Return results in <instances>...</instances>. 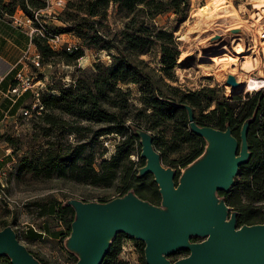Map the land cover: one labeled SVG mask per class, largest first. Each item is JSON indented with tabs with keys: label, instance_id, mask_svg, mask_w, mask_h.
<instances>
[{
	"label": "trees",
	"instance_id": "obj_1",
	"mask_svg": "<svg viewBox=\"0 0 264 264\" xmlns=\"http://www.w3.org/2000/svg\"><path fill=\"white\" fill-rule=\"evenodd\" d=\"M67 3L66 9L57 17L67 25V28L59 32H72L82 40L83 46L106 51L111 56L113 64L105 67L96 63L93 70L78 69L72 83L49 86L45 93L40 94V103L44 109L37 118L43 123L41 130L42 137L46 139V147L42 154L29 163L32 166L30 168L45 178H51L53 175L67 177L69 172L77 171V178H80L81 174H84L86 178L91 176L93 183L101 180L111 181L116 178L125 181L134 167L130 160L131 150L128 145L132 138H137L133 130L135 128L145 130L130 123L131 120L127 116L131 97L128 91L121 88V85L133 83L139 85L141 90L139 99L144 105L138 116L148 120L152 128L158 127L161 122L177 119L178 125L172 132L173 139L177 140L183 136V142L191 143L185 167L200 157L205 150V144L202 148H198V144L193 140L200 136L190 132L186 110L176 104L191 106L193 114L195 109H200L198 116L194 115L198 126L222 131L229 127L238 141L241 125L245 120L252 118L247 130L250 157L248 162L238 168L237 175L240 176V181L233 183L234 186L230 187L229 193L218 192L217 194L224 200L226 206L232 207V210L236 212L235 221L238 227L246 224H261L262 219L259 223L246 213L256 207L252 206L253 204H261L262 210L264 209V90H257V93L246 98L241 112L242 118L239 121L235 115V108L229 100L216 99L215 96H207L204 99L205 93L212 92L213 88L183 94L179 98L165 96L159 88L153 86L151 76L142 66L144 60L139 59L140 55H146L152 48L157 47L164 70L170 71L174 67L179 55L173 40L174 35L157 27L154 20L168 12L183 17L188 0H75ZM110 6L120 12L123 11L126 19L122 31L114 34H108L94 27V24H101L106 20ZM17 7L27 17L32 18L33 11L47 7V0H9L8 2L0 0V12L3 11L11 16ZM32 43L40 54V63L43 66L52 64L56 59H59L58 63L75 65L84 55L80 47L72 53L66 50L56 52L38 37H33ZM239 98L240 96L233 97L235 100ZM214 99L217 103L216 107L209 113L203 114L202 109ZM148 110H150L149 113ZM110 134H116L125 139L116 145V153L108 160L105 159L96 164L97 158L103 156L107 150L102 147L99 153L94 154L89 151V148L95 142L101 145L100 137ZM58 135L73 137L76 143L68 144L66 149H59L54 142L55 136ZM202 141H204L203 138ZM172 148L173 146H170L167 149ZM120 162L126 164L124 169H121ZM140 167L134 172V179L139 181L148 176L138 178ZM129 191L154 206L160 204L161 196L158 193V186L150 195H140L128 188L120 195L124 196ZM68 211L72 214L66 238L71 231L70 223L75 213L69 205H62L56 210V216L59 219ZM4 227L6 225L2 226V229ZM119 235L121 234L113 238L102 264H126L117 258L120 249ZM28 251L41 264H47L30 250Z\"/></svg>",
	"mask_w": 264,
	"mask_h": 264
},
{
	"label": "rangeland",
	"instance_id": "obj_2",
	"mask_svg": "<svg viewBox=\"0 0 264 264\" xmlns=\"http://www.w3.org/2000/svg\"><path fill=\"white\" fill-rule=\"evenodd\" d=\"M64 1L66 3L64 7L52 5L49 9L47 7L41 9L48 11V14L47 17H41L40 19L45 21L49 31L60 35L62 47L68 44L80 47L83 49L84 55L78 59L75 65L58 63L59 59L54 60L52 64L45 65L44 69L38 73V78L44 83V93L49 86L72 83L78 69L93 70L96 63H100L105 67L113 64L111 56L106 51L83 46L82 40L72 32H59L67 28V25L57 17L66 9L67 2L75 0ZM223 1L224 5L232 6L238 14L240 37L231 36L232 29H228L223 36H215L210 41H206L207 45L202 47L200 53L197 50H191L190 44L192 42L203 43L202 41L208 36H206L207 32L200 28L203 17L207 16L204 14L202 7L208 3V0H188L186 13L183 17L168 12L156 17L154 20L157 27L172 32L174 35L173 40L179 51L178 60L174 67L170 71L164 70L157 47L152 48L146 55H140L139 59L144 60L142 66L151 76L153 86L159 88L165 96L179 98L183 94L213 88L212 92L205 93L204 99L207 96H215L216 99L229 100L235 108L236 117L241 121V112L246 98L257 93V91H248L242 87L243 89L237 94L226 93L225 80L227 77L218 75V71L225 65L223 66L222 62H214L211 57H220L224 53L223 55L228 54L236 58L237 63H241L245 58H254L255 56L261 61V66L249 73L238 70V75L242 79L248 75L264 78V68H262L264 61V26L261 21L257 20V10L253 8L254 0ZM124 14L123 11L120 12L110 6L106 20L102 21L101 24H94V27L100 28L108 34L118 33L122 31L123 24L126 21ZM260 32H263L262 36ZM236 43H241L245 51L235 52L234 45ZM121 88L130 93V107L127 109L130 123L142 127L153 136V147L160 154V163L166 168L171 167L175 171V178L177 179L188 161L187 152L191 144L183 142V136L177 138V140L173 139L172 132L178 125L177 119L161 122L158 127L152 128V124L148 120L140 115L138 116L139 111L144 108L139 99L141 95L139 85L133 83L123 84ZM261 89L264 90V87L257 90ZM43 91L40 92L39 90V93L41 94ZM234 96H240V98L235 100L233 99ZM216 105L214 99L202 109V113H209ZM200 111V109H195L194 115L197 117ZM30 112V116H20L15 122L6 123L1 130L2 150H8L11 160L4 167V170L0 171V229L4 225L12 227L17 240L47 264H74L78 259V255L66 248V235L72 212L68 211L59 219L56 216V210L59 207L65 205L68 199L93 203L108 202L112 198L121 196L122 191L127 188L140 195H150L157 185L154 184L150 175L145 176L140 181L134 179V172L144 163V159L140 157L141 149L138 138H132L128 144L129 150H131L130 160L133 162L134 167L125 181L116 178L111 181L101 180L93 183L91 176L86 178L84 174H81L80 178H77V171H74V173L69 172L67 177L53 175L51 178H45L34 172L29 163L43 153L42 151L46 147V139L42 137L41 127L43 123L37 118L36 113ZM149 112L150 110H148ZM55 137V146L59 149H66L68 144L74 145L76 143L75 139L70 136L58 135ZM124 139L116 134L103 135L99 139L101 145L96 142L92 144L89 151L94 152V154L99 153L102 147L107 150L103 156L97 158L96 164L102 160H108L111 155L116 153V145ZM193 141L198 144V148H202L204 144L206 145L201 137ZM170 146H173V148L167 149ZM119 165H121V169L126 167L124 162H120ZM235 176L234 184L240 181V176L237 174ZM252 206L256 207L248 210L246 214L251 215L260 223L262 205L253 204ZM230 209L232 210V207ZM118 239L120 240L117 257L119 261L126 264H145L142 251L144 242L125 235H119ZM192 240L201 241L199 238H192ZM187 255L177 252L167 256V259L173 262ZM0 264H10V261L1 257Z\"/></svg>",
	"mask_w": 264,
	"mask_h": 264
},
{
	"label": "water",
	"instance_id": "obj_3",
	"mask_svg": "<svg viewBox=\"0 0 264 264\" xmlns=\"http://www.w3.org/2000/svg\"><path fill=\"white\" fill-rule=\"evenodd\" d=\"M232 29V33L238 32ZM225 84L238 88L232 74ZM185 108L190 132L206 142L199 158L175 178V171L160 163L153 149L152 135L135 128L144 165L138 178L151 175L160 193V205H152L132 192L108 202L68 199L74 219L66 238V248L78 255L75 264H102L117 234L144 242L145 264H264V209L261 224L237 226L236 212L217 193H229L238 168L250 157L247 119L239 130V141L230 128L198 126L193 109ZM199 238L201 241H191ZM188 252L170 262L167 256ZM10 264H41L21 244L12 227L0 230V258Z\"/></svg>",
	"mask_w": 264,
	"mask_h": 264
},
{
	"label": "crops",
	"instance_id": "obj_4",
	"mask_svg": "<svg viewBox=\"0 0 264 264\" xmlns=\"http://www.w3.org/2000/svg\"><path fill=\"white\" fill-rule=\"evenodd\" d=\"M8 1L5 0V2ZM13 14L16 17L26 16L19 7ZM9 16L3 11L0 12V136L2 127L6 123L15 122L20 116H23L24 110H30L36 104L33 93L35 88L22 92L19 96L9 94V89L16 81V76L21 73L24 77L30 78L33 83L38 80L36 86L40 92L44 87L43 81L38 78V73L44 69V66L37 68L30 64L29 59L22 58L27 47H30L31 54L37 49L34 44L29 46L32 43L29 35L24 28L16 27ZM1 144L2 139L0 138V171L4 170L11 160L8 150H2Z\"/></svg>",
	"mask_w": 264,
	"mask_h": 264
},
{
	"label": "bare ground",
	"instance_id": "obj_5",
	"mask_svg": "<svg viewBox=\"0 0 264 264\" xmlns=\"http://www.w3.org/2000/svg\"><path fill=\"white\" fill-rule=\"evenodd\" d=\"M254 1L255 2L253 4V8L257 10L256 12L257 20L261 21L262 25L264 26V0L261 1L254 0ZM202 9L204 10V14H206L207 16L203 17L204 19L203 21H201L200 28L205 30L207 32L206 36L207 35L208 36L202 41L203 43H199L196 41L190 44V49L194 51L197 50L199 53L201 52L202 47L207 45L206 41H210L212 37L215 36L221 37L225 34V31L228 29H240L238 14L235 12L232 6L224 5L223 0H208V3L205 6H203ZM240 34L241 31L240 32L238 31L236 33H232L231 36L240 37ZM262 34L263 32H260L261 36ZM202 35L203 34L201 33V36ZM234 48H235V52L237 53H241L245 51L241 43H236L234 45ZM223 54L222 56L219 55L220 57H216V56L211 57L213 58L212 60L214 62L216 63L222 62L223 66L225 65L221 70L218 71V75L227 77L228 73L232 74L235 76L236 81L239 84L238 88H233L230 87L229 85H226L225 86L226 93L237 94L240 92L241 89H243L242 87L246 88V90L248 91H257V89L264 86V78L261 77L256 78L248 75L242 79L241 76L238 75L239 73L238 70H243L244 72L249 73L251 71H254L257 67H260L261 61L259 60V58L255 56L254 58H245L241 63H237L236 58H233L228 54L226 55ZM263 57H264V48H263ZM262 68H264V61L262 63Z\"/></svg>",
	"mask_w": 264,
	"mask_h": 264
},
{
	"label": "built area",
	"instance_id": "obj_6",
	"mask_svg": "<svg viewBox=\"0 0 264 264\" xmlns=\"http://www.w3.org/2000/svg\"><path fill=\"white\" fill-rule=\"evenodd\" d=\"M52 5H56L58 7H61V6L64 7L66 5V3L64 0H52V1L47 0V9H49ZM47 14H48V11L46 12V11H43L40 9V10L33 11L32 18L27 17V16H23V17L17 16L16 17L14 14L9 16V17H10V20L12 21V23L16 27H20V28L25 29V31L29 35L31 41L33 40V37L41 38L42 40L45 41L47 46H49L52 50H54L56 52L66 50V51L72 53V52L78 50V47H76L74 45H70V44L66 45L65 47H62V45L60 44V40H61L60 35H58L57 33L49 31L48 27H46V25H45V21L40 19L44 15L47 16ZM32 44L33 43H30L29 46H32ZM22 58L29 59L30 64H32L33 66H35L37 68H41L43 66L40 63L39 52L34 51L31 54L30 47L26 48V50L22 54ZM15 79H16L15 84H13L11 86V88L9 89V94L19 96L20 93L25 92L29 89L35 88L33 93H34L35 98H36V104H35V106L31 107L30 110H28V109L24 110L22 114L24 116H30L31 115L30 111H33L34 113L39 115L43 111L44 108H43L42 104L40 103L39 88H38V86H36V84L38 83L37 82L38 80L34 81V83H33L30 78L24 77L21 73H19Z\"/></svg>",
	"mask_w": 264,
	"mask_h": 264
},
{
	"label": "flooded vegetation",
	"instance_id": "obj_7",
	"mask_svg": "<svg viewBox=\"0 0 264 264\" xmlns=\"http://www.w3.org/2000/svg\"><path fill=\"white\" fill-rule=\"evenodd\" d=\"M192 241H195V240H192ZM185 253H187V254H188V252H185Z\"/></svg>",
	"mask_w": 264,
	"mask_h": 264
}]
</instances>
